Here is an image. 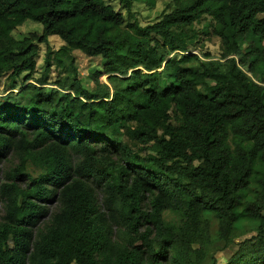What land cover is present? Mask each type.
<instances>
[{"label":"trees","instance_id":"trees-1","mask_svg":"<svg viewBox=\"0 0 264 264\" xmlns=\"http://www.w3.org/2000/svg\"><path fill=\"white\" fill-rule=\"evenodd\" d=\"M120 2L132 22L106 0H0V264H204L211 217L224 247L254 224L224 264H264V0H173L145 25ZM204 15L219 58L188 49ZM26 19L41 32L16 38ZM52 34L66 75L25 84ZM75 49L109 83L84 87Z\"/></svg>","mask_w":264,"mask_h":264},{"label":"rangeland","instance_id":"rangeland-1","mask_svg":"<svg viewBox=\"0 0 264 264\" xmlns=\"http://www.w3.org/2000/svg\"><path fill=\"white\" fill-rule=\"evenodd\" d=\"M107 3L111 4L117 11H120L124 14L126 22H132L133 18H129L127 15V10L124 7V4L120 2V0H106ZM132 12L140 25H145L151 23L158 19L161 16L163 11H169L173 6V0H155L154 4H149L143 0H132L131 3ZM260 15H264L261 13ZM211 21L208 16L204 15L199 20L193 22L192 24L185 26L184 29L188 32V35L192 37V41L188 45V49L192 50L193 53H197L200 56H212L214 58H219L221 54V47H220V38L216 34L212 32ZM42 30L41 23L34 21L32 19H26L21 24L17 25L13 30L12 34L16 38H22L23 36L29 35L30 33H40ZM154 39L158 38L156 35H152ZM250 40L245 39L240 42V46L243 50H249L250 47ZM65 42L56 34H52L48 36L46 42H38V53L36 55V69L33 72L32 78H30L25 84L34 83L36 79L45 78L46 82L43 84L45 89L57 87L55 84V80L63 77L66 75V69L57 65L56 59H51V66L50 68H46L45 66V52L47 48L52 50H58L61 48ZM264 46V45H263ZM264 50V47H263ZM75 57V63L78 67V76L81 80L84 87L89 89L95 88L96 83L103 82L109 83L107 78V73L104 71L102 59L100 56H88L83 52L75 49L72 51ZM178 51H174L170 54V56L177 55ZM204 53H208V55H204ZM97 71H96V69ZM251 74L250 72H248ZM23 73L20 78L18 79L19 85L14 88V93L17 98L20 100L23 98L22 93V85L21 82L23 81ZM7 73H5L1 78L0 83V93L4 95L9 90L6 89L7 87ZM163 83L171 82V79L167 76H163L162 80ZM113 87V84H111ZM7 102H11V98H6ZM134 124V122H131ZM11 158V157H10ZM12 164L17 163L16 158H12ZM9 162L3 160L0 162V174L2 175L3 170L7 167ZM27 170L33 175L36 176L39 172V169L33 167L31 164H28ZM50 209L55 207V203L52 202L49 204ZM168 219H176L177 215L166 211L165 212ZM211 227H212V239L208 244L207 251L208 256L204 262V264H211L212 257H215L219 264H224L227 258L234 252L235 248L237 247L238 241L249 237L250 235L254 234L255 231H252L253 223L250 221L243 219L239 222L235 228L236 237H234V242L230 246L224 247L222 241H218L215 239L216 231H215V219L211 217Z\"/></svg>","mask_w":264,"mask_h":264}]
</instances>
